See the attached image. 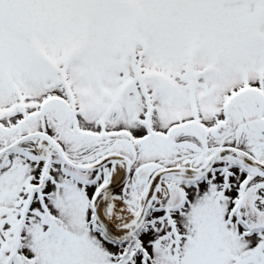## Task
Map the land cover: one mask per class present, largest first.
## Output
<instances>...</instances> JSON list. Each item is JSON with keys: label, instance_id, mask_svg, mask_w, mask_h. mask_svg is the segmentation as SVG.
Here are the masks:
<instances>
[{"label": "snow or ice", "instance_id": "snow-or-ice-1", "mask_svg": "<svg viewBox=\"0 0 264 264\" xmlns=\"http://www.w3.org/2000/svg\"><path fill=\"white\" fill-rule=\"evenodd\" d=\"M0 264H264V0H0Z\"/></svg>", "mask_w": 264, "mask_h": 264}]
</instances>
